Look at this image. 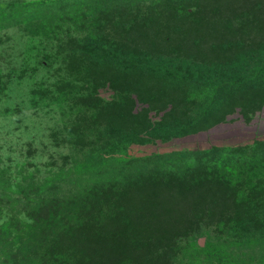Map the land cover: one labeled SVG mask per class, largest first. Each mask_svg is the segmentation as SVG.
<instances>
[{
	"label": "rangeland",
	"instance_id": "1",
	"mask_svg": "<svg viewBox=\"0 0 264 264\" xmlns=\"http://www.w3.org/2000/svg\"><path fill=\"white\" fill-rule=\"evenodd\" d=\"M16 1L0 0V6ZM182 2L156 3L155 8H166L167 18L161 15L153 26L164 29L165 20L180 24L168 9ZM185 5L198 9L185 16L183 40L165 43L137 36L124 48L132 58L101 69L91 65L87 70L77 29L67 21L50 36L30 34L22 17L0 22V168L23 182L21 190L32 199L40 196L64 206L66 196L78 193L79 206L86 204V221L97 222L91 230L97 234V227H109L110 221L137 223L129 228L132 234L119 238L117 257L105 253L107 258L94 264H139L123 249L131 235L144 236L151 264H264V0H186ZM83 79L106 81L98 91L113 103L111 119L122 132L131 128L143 135L129 146L136 158L111 159L101 175L92 164L95 156L86 169L71 166L82 153L81 130L96 129L83 105L78 126L68 122L80 102L70 92ZM102 141L110 143L104 152L113 146L111 139ZM223 146L248 156L234 158L241 171L230 181L210 174V160ZM171 151H180L183 163L182 180L175 182H167L168 172L160 167ZM190 160L192 167H187ZM114 162L115 167H105ZM34 176L55 180L43 182L33 196L28 188ZM97 181L105 186L93 192ZM155 188L175 192L183 224L167 232L164 226L160 233L139 232L146 220L135 215L121 193H150L152 199L144 205L152 217ZM8 196L17 197L10 192L0 198V224L15 216L28 221L21 208L33 203H10ZM0 258L15 262L6 249L0 248Z\"/></svg>",
	"mask_w": 264,
	"mask_h": 264
},
{
	"label": "trees",
	"instance_id": "2",
	"mask_svg": "<svg viewBox=\"0 0 264 264\" xmlns=\"http://www.w3.org/2000/svg\"><path fill=\"white\" fill-rule=\"evenodd\" d=\"M166 1L169 0H19L0 6V22L22 17V23L30 29L32 28L30 34L50 36L56 31L57 25L67 21L77 29L75 36L83 45L79 48L81 53L86 54L89 66L86 67L87 70L94 68L91 65H95L96 69H101L103 65L109 67L117 64V66H121L123 65L122 60L132 58L133 55L124 53V48L129 41L135 40L137 36L149 41L165 43L178 42L175 41L176 39L183 40L181 25L184 24L185 16L194 14L198 6H186V0H182L180 6L175 4L171 9H168L171 11L173 19H177L180 24L176 22L173 26L172 21L165 20L161 26L164 29L156 28L153 24L155 21L161 20V15L166 17L164 11L166 8L159 10L155 8V4L159 2L163 5ZM0 28H2V24H0ZM140 28L141 33L139 32ZM83 41L86 45L82 43ZM80 81L83 84L70 92L80 102L76 103L78 111L70 114L68 122L72 127L78 126V121L81 119L78 117L80 114L79 105H83L82 111L88 116L86 117L87 121L90 126H94L96 129L94 133L91 132L90 127L86 128V132L85 129L81 130L85 138V141L81 143L82 153L71 166L74 169L79 167L86 169V165L90 164L89 158L95 156L96 160L92 164L101 175L102 167L109 164L111 159L120 158V160L126 161L136 158L135 154L130 153L129 146L133 142H139L141 138L137 140V137L143 135L139 132H130L131 128L122 132L115 120L111 119L110 110L113 109V103L102 99L98 91V87L106 81L102 82L97 79ZM60 83L63 82L60 81L56 84L58 88H60ZM61 97L57 102L59 105L64 101V99H60ZM95 137L98 138L96 141ZM103 139H111V143H113V146L106 152L102 150V147L110 143L102 141ZM254 143L257 144V142ZM232 147L223 146L222 150L215 154L214 159L210 160L212 167L209 169L212 177L230 181L233 175L241 171L240 167L233 165V160L235 157L242 160L240 157L247 158L248 156L240 155ZM179 154L180 151H171L168 154V156L170 155L168 159L160 160L162 162L160 167L168 172L166 174L167 182L168 180L175 182L174 179L182 180L183 163ZM245 161L242 162L245 163ZM186 166L192 167V160L186 163ZM105 167L113 168L115 162ZM61 169L63 168L59 170ZM107 172L109 174V171ZM160 173L164 174L161 171ZM53 174L57 175V172ZM162 178L164 177L162 176ZM35 180L34 185L28 188L31 189V193H34L33 196H36L38 190L46 185L43 182L51 183L55 179L35 177ZM0 186L1 199L11 192L17 197L8 196L10 203H33L30 208L29 206L21 208V213L28 217V221H23L20 217L15 216L0 224V248L12 252L15 258L13 264H94L93 262L97 258L105 260L107 258L105 253L110 254L113 259L121 251L122 245L119 241L121 235H130L132 233L129 228L137 227L134 219L129 220L128 218L123 221L124 223L114 220L110 221L109 227L98 226L99 228L97 227L96 230L100 231L97 234L91 231L95 229L97 222L86 221V212L84 211L86 204L84 206L83 203L79 206L76 200L78 193L64 197V206L60 202L50 201L40 196L32 199L29 197L30 194L26 193L27 191L21 190L23 182L17 183L15 179L9 178L2 168H0ZM103 186L105 184L97 181L92 187V191L103 190ZM153 190H157L153 194L154 200L157 201H154L151 208L153 219L148 216L146 207L148 204L144 205L146 201L152 199L150 193L142 192L141 197L139 196L140 199L135 191L127 193V196L125 192L121 193L123 198L126 197L130 201V209H136L135 215H138V218L141 215L146 220L139 224V232L150 230L160 233L163 226L166 232L172 228H179V223L183 224L185 214L182 213L184 210L176 203L178 196L169 188L167 191L163 189V192L157 188ZM16 212L18 209L12 210L13 215H17ZM87 229L89 234L86 232ZM142 238H144L142 235L138 238L131 235L123 249L127 255H130V261L137 259L139 264H151L153 256L150 254V250H146L147 243ZM112 239L113 241H111ZM0 264L8 263L0 258Z\"/></svg>",
	"mask_w": 264,
	"mask_h": 264
}]
</instances>
